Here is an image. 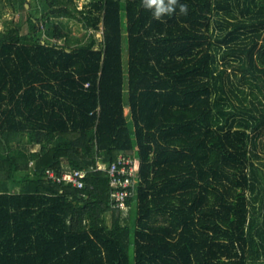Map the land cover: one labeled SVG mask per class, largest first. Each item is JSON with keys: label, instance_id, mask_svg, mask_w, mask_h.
Masks as SVG:
<instances>
[{"label": "trees", "instance_id": "1", "mask_svg": "<svg viewBox=\"0 0 264 264\" xmlns=\"http://www.w3.org/2000/svg\"><path fill=\"white\" fill-rule=\"evenodd\" d=\"M24 2L3 29L0 0V264L264 257V0H185L161 19L141 0ZM121 153L127 210L98 168ZM49 169L86 170L84 185Z\"/></svg>", "mask_w": 264, "mask_h": 264}, {"label": "built area", "instance_id": "2", "mask_svg": "<svg viewBox=\"0 0 264 264\" xmlns=\"http://www.w3.org/2000/svg\"><path fill=\"white\" fill-rule=\"evenodd\" d=\"M98 168L107 170L111 183L114 186L112 192V198L115 200V206H118L124 210H127L128 205L126 198L130 194L129 187L132 186L136 179L135 176V161L129 155L121 153L118 158L110 165L106 163H98ZM48 178L56 181L65 180L66 182H72L77 187H83L84 178L87 174L86 170H71L65 171L61 176L56 174L54 170H47Z\"/></svg>", "mask_w": 264, "mask_h": 264}, {"label": "rangeland", "instance_id": "3", "mask_svg": "<svg viewBox=\"0 0 264 264\" xmlns=\"http://www.w3.org/2000/svg\"><path fill=\"white\" fill-rule=\"evenodd\" d=\"M25 1V5L27 6V8L31 7V2H33V0H2L3 4H4V8H3V18H2V23H1V27L3 29L6 28V26L9 25H14L12 22V20H17V19H21L24 20L26 17V10L21 6V2ZM78 4V8H83V7H89L91 4V0H78L77 2ZM65 20V22L67 23V25L69 26V28L71 29V35L78 37V38H87L89 35L87 33V28L84 26V24L82 22H79L76 19H70V18H63ZM101 27H102V23H101ZM25 28H23V32H25ZM92 32L95 34V36L97 37L98 40H102L103 39V30L102 28L96 31ZM90 34V31H89ZM61 42H63V40H61ZM98 47H101L100 45H97ZM126 53V52H125ZM125 58L127 59V53L125 55ZM130 108L128 106L125 107V114L129 113ZM33 150H37L39 149V145H33L32 146ZM256 163L261 167L262 172L264 173V158L261 160L256 159L255 160ZM99 163L101 162V159L99 161ZM67 164L65 163V167ZM69 170H67L68 172ZM259 204V203H258ZM250 263L251 264H263L264 263V257L261 258H257L254 259L253 257L250 258Z\"/></svg>", "mask_w": 264, "mask_h": 264}, {"label": "clouds", "instance_id": "4", "mask_svg": "<svg viewBox=\"0 0 264 264\" xmlns=\"http://www.w3.org/2000/svg\"><path fill=\"white\" fill-rule=\"evenodd\" d=\"M142 7L151 10L155 19L163 16L187 15L188 5L185 0H141Z\"/></svg>", "mask_w": 264, "mask_h": 264}]
</instances>
